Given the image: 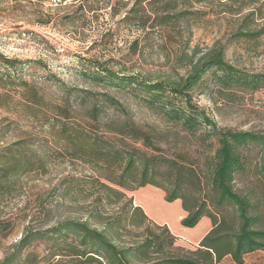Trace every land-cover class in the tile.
Wrapping results in <instances>:
<instances>
[{
  "label": "trees",
  "instance_id": "obj_1",
  "mask_svg": "<svg viewBox=\"0 0 264 264\" xmlns=\"http://www.w3.org/2000/svg\"><path fill=\"white\" fill-rule=\"evenodd\" d=\"M141 3L137 1V5ZM153 3V20L159 25L181 21L191 14L180 9L178 0ZM132 14L134 20L139 16L133 7L122 21L131 19ZM196 53L180 56L179 65L183 64L187 72L176 77L117 70L95 58L81 59L85 62L84 76L134 95L179 131H158L136 122L122 104L107 94L87 92L82 97L87 103L81 109L69 100L68 105L54 106L53 121L48 126L52 144L45 141L37 146L24 139L0 152V192L15 191L27 174L46 173L54 158L44 150L55 145L53 155L63 161L75 159L92 166L96 174L87 180L68 176L61 181L64 199L84 193L90 185L91 208L86 219L65 217L44 230L27 227L0 264H36L38 254L27 250L37 239L53 242L44 259L54 264H218L227 256L244 264L246 254L264 251V215L259 203L234 187L237 174L247 165L241 150L252 145L264 147V133L220 127L194 100L198 92H203L200 90L208 88L212 98L218 95L235 101L238 92L263 88L264 73L232 65L225 58L224 46L210 48L198 57ZM17 61L5 60L11 68ZM187 138H196L204 145V167L187 151L170 149L172 141L178 145ZM259 173L264 180V163ZM147 185L162 189L167 202L182 201L188 213L181 220L182 226L195 227L203 217L211 220L212 228L199 246L178 247V236L168 225L157 224L134 204L128 193ZM110 206L117 209L108 213ZM134 228H143L142 239L132 232ZM124 234L129 237L124 238Z\"/></svg>",
  "mask_w": 264,
  "mask_h": 264
},
{
  "label": "rangeland",
  "instance_id": "obj_2",
  "mask_svg": "<svg viewBox=\"0 0 264 264\" xmlns=\"http://www.w3.org/2000/svg\"><path fill=\"white\" fill-rule=\"evenodd\" d=\"M137 1L78 0L53 6L42 0H0L1 153L18 140H31L37 146L45 141L52 144L48 126L53 121L54 106L68 105L69 100L81 109L87 103L82 102L87 92L115 98L140 124L158 131L172 128L134 95L84 76L85 62L81 59L95 58L117 70L125 68L129 72L176 77L187 72L183 64L179 65L182 54L196 51L198 57L210 48L224 46L225 58L232 65L248 72L264 73V0H178L180 9L191 14L169 25H159L153 20L154 0H142L140 5ZM133 7L139 12L136 20L133 13L131 19L122 21ZM7 59L18 61L11 68L5 62ZM200 91L203 92H198L194 100L220 127L264 133V87L255 92H238L235 101L218 95L212 98L208 88ZM113 110L109 112L113 114ZM176 130L179 128L172 131ZM180 134L185 135L183 131ZM171 144L172 152L187 151L201 167L205 166L201 141L187 138L178 145L173 141ZM55 150V145L44 150L54 158L46 173L27 174L15 191L0 192V261L27 227L44 230L65 217L87 218L93 199L90 185L84 193L64 199L61 181L68 176L87 180L96 173L91 165L80 160L63 161L62 157L53 155ZM241 152L247 165L237 174L234 187L258 202L264 215V180L259 173L264 163V147L252 145ZM128 194L132 196L131 192ZM116 209L110 206L108 213ZM169 225L173 232L180 229L178 222L171 221ZM132 232L140 239L144 237L143 228H134ZM51 244L47 239H37L27 251L38 254L36 264H54L53 260L50 263L44 259ZM189 244L177 240L178 247L194 249ZM218 264L237 263L227 256ZM244 264H264V251L246 254Z\"/></svg>",
  "mask_w": 264,
  "mask_h": 264
},
{
  "label": "crops",
  "instance_id": "obj_3",
  "mask_svg": "<svg viewBox=\"0 0 264 264\" xmlns=\"http://www.w3.org/2000/svg\"><path fill=\"white\" fill-rule=\"evenodd\" d=\"M132 196L134 204L141 206L148 217L157 224L164 225L171 224V221L178 222L180 227V229H176L178 232H173L174 230L171 227L170 229L178 236V240L190 242V247L199 246L202 238L212 228V222L208 217H203L195 227L182 226L181 220L188 215L182 207V201L177 199L173 202H167L165 192L160 188L147 185L133 191ZM165 211H168L169 216Z\"/></svg>",
  "mask_w": 264,
  "mask_h": 264
},
{
  "label": "built area",
  "instance_id": "obj_4",
  "mask_svg": "<svg viewBox=\"0 0 264 264\" xmlns=\"http://www.w3.org/2000/svg\"><path fill=\"white\" fill-rule=\"evenodd\" d=\"M16 1H22V0H16ZM42 1H45L53 6H59V5L71 4L77 2L78 0H42Z\"/></svg>",
  "mask_w": 264,
  "mask_h": 264
}]
</instances>
